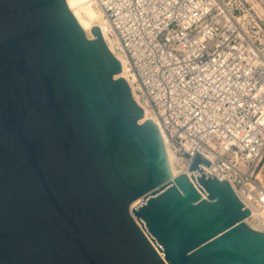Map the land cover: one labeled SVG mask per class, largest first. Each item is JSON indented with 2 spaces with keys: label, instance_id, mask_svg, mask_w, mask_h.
I'll use <instances>...</instances> for the list:
<instances>
[{
  "label": "water",
  "instance_id": "water-1",
  "mask_svg": "<svg viewBox=\"0 0 264 264\" xmlns=\"http://www.w3.org/2000/svg\"><path fill=\"white\" fill-rule=\"evenodd\" d=\"M67 0H0V264H264V218L177 173Z\"/></svg>",
  "mask_w": 264,
  "mask_h": 264
},
{
  "label": "built area",
  "instance_id": "built-area-1",
  "mask_svg": "<svg viewBox=\"0 0 264 264\" xmlns=\"http://www.w3.org/2000/svg\"><path fill=\"white\" fill-rule=\"evenodd\" d=\"M95 2L177 164L200 154L264 218V0Z\"/></svg>",
  "mask_w": 264,
  "mask_h": 264
},
{
  "label": "bare ground",
  "instance_id": "bare-ground-1",
  "mask_svg": "<svg viewBox=\"0 0 264 264\" xmlns=\"http://www.w3.org/2000/svg\"><path fill=\"white\" fill-rule=\"evenodd\" d=\"M67 3H69L68 5L71 6V7L69 6L70 9L71 10L73 9L72 11H74L76 13V14L75 13L74 14L78 16V17L77 16L76 17L80 19V20L79 19L78 20H79V22L81 21L80 24L81 23L83 24V25L81 24L82 27L83 26L85 27V28L84 27L83 28H84V30L86 29L85 31H86L89 38L95 37L94 33H93V28L95 26H98L101 29L102 35L107 40L109 48L116 54V56L121 61L122 66H123L122 71L120 73L116 74L115 77L116 78H118V77L127 78V80L130 82V85L132 87L133 94L138 98L139 104H141V106H143V108H144L145 114L139 120V122L143 123L144 121L151 119V120H154V122H156V124H158L160 131H161V134H162V137L164 139V142L167 145V147L171 153L176 172L177 173L184 172L183 167H181L180 164L179 165L177 164L175 153H174L172 147L170 146V144L167 140L166 134L161 129V126H160L158 120L153 115H151V111H150L149 107L138 96L137 86L133 82L132 76L129 73L130 71H129L128 60L123 54L119 53L116 50V43H115L114 39L108 33L109 28H108V25H107V22H106L104 15H103L102 10L96 5L95 0H68ZM262 172H260L258 174V178H260V180L263 182V178H262V174H261ZM263 184H264V182H263ZM255 214H256V211H255Z\"/></svg>",
  "mask_w": 264,
  "mask_h": 264
},
{
  "label": "rangeland",
  "instance_id": "rangeland-1",
  "mask_svg": "<svg viewBox=\"0 0 264 264\" xmlns=\"http://www.w3.org/2000/svg\"><path fill=\"white\" fill-rule=\"evenodd\" d=\"M67 2H68V0H67ZM69 4V3H68ZM70 6V5H69ZM71 7V6H70ZM73 10V9H72ZM74 12V11H73ZM75 13V12H74ZM76 14V13H75ZM77 16V15H76ZM78 17V16H77ZM79 19V18H78ZM80 20V19H79ZM81 22V21H80ZM82 24V23H81ZM83 25V24H82ZM84 27V26H83ZM85 28V27H84ZM86 30V29H85ZM262 174V178H263V182H264V170H263V172L261 173Z\"/></svg>",
  "mask_w": 264,
  "mask_h": 264
}]
</instances>
